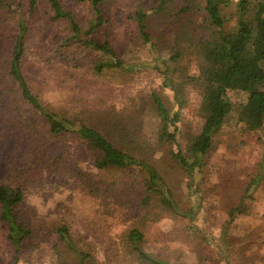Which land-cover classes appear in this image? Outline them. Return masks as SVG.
Returning a JSON list of instances; mask_svg holds the SVG:
<instances>
[{
  "label": "rangeland",
  "instance_id": "obj_1",
  "mask_svg": "<svg viewBox=\"0 0 264 264\" xmlns=\"http://www.w3.org/2000/svg\"><path fill=\"white\" fill-rule=\"evenodd\" d=\"M28 1L23 0L24 7L17 5V15H26ZM236 4L237 0H231L223 7L224 14L234 13ZM133 6L132 0H117L108 26L109 40L127 69L96 74L89 70V62L95 57L91 47L82 42H68L66 49L59 47L56 41L66 36L68 29L54 24L44 30L48 18L45 11L49 10L45 0L40 1L32 20L22 67L41 100L63 115L91 109L89 123L111 138L130 129L129 137L148 149V155L173 187L181 209H193L195 219L190 222L181 215L157 213L156 209L136 206L135 200L127 212L118 200L90 193L81 179L87 175L81 172L108 180L110 170L97 167L94 155L76 135L51 136L40 113L22 103L13 85H8L0 96V184L23 187L21 212L34 235L17 251L0 225V264H61L54 246L56 238L62 250L77 258L79 252L51 232L56 222L70 223L91 241L102 262L108 258L107 250L118 248L121 236L136 226L146 235L148 251L171 264H264V118L261 125L247 124L234 107L216 132L190 188V180L172 158L169 146L161 145L156 136L158 116L152 93H157L171 110L176 109L173 92L163 83L162 72L167 68L163 58L169 52L156 53L145 42L128 19ZM76 12L81 20L90 14L82 5ZM96 35L104 40V28ZM3 36L0 59L10 57L16 43L12 27L7 37ZM56 48L60 51L51 58ZM209 51L205 40L192 42L181 59L172 60L170 74L182 78L185 73H198ZM106 56L115 59L112 54ZM75 57L80 59L77 67L73 64ZM72 69L78 72L75 79L71 74L76 72L68 71ZM218 69L222 80L226 70L223 60L218 61ZM229 97L238 106L247 94L231 90ZM199 103V94L190 89L182 105L184 120L179 134L185 150L188 132H195L201 124ZM127 181L131 182L130 178Z\"/></svg>",
  "mask_w": 264,
  "mask_h": 264
},
{
  "label": "trees",
  "instance_id": "obj_2",
  "mask_svg": "<svg viewBox=\"0 0 264 264\" xmlns=\"http://www.w3.org/2000/svg\"><path fill=\"white\" fill-rule=\"evenodd\" d=\"M43 0H29L26 15H17L16 7H24L23 0H0V37L6 38L12 27L16 35L15 48L10 57L0 59V96L6 87L12 86L18 99L37 110L48 124L51 136L62 134L76 135L84 147L95 157L97 167L108 169L110 178H98L81 172L82 181L93 194H103L118 200L122 209L132 210L135 205L145 209H156L157 213L181 215L193 221V209L184 211L175 197L173 187L163 174L162 169L148 155V149L129 137L130 129L111 138L108 134L89 123L91 109L63 115L59 110L45 104L33 90L22 63L26 51V40L33 31V19L38 13L39 3ZM135 6L128 11L138 33L145 42L150 43L156 53L169 52L163 58L166 70L163 71L164 86L173 92L176 109H170L163 99L152 93L153 106L157 112V141L168 145L172 158L189 178V187L195 184L196 169L209 153L216 132L221 128L229 112L235 107L242 121L247 124L261 125L264 118V0H237L236 11L230 16L223 7L231 0H132ZM49 10L45 11L44 30L54 24L67 28L66 36H61L56 44L67 48L68 42H82L91 47L95 57L91 58L89 70L96 74H106L113 69L125 70V62L118 56L109 40L108 26L113 6L117 0H45ZM88 7L89 13L81 20L76 12L79 6ZM16 21V22H15ZM104 28L105 39H98L96 33ZM41 29V28H40ZM42 30V29H41ZM205 40L210 51L198 67V73H185L178 78L170 74L172 60L181 59L185 48L196 40ZM56 48L51 58L59 53ZM107 54L115 59L108 60ZM56 58V57H55ZM79 58L73 59L79 66ZM226 64L225 75L219 78L218 61ZM52 62V60L50 61ZM70 69V68H68ZM76 74H71L75 79ZM190 89L200 96L198 116L199 129L187 134V149L179 141L183 122L182 105L188 99ZM244 92L245 101L234 106L229 91ZM90 111V112H89ZM74 119L78 124L70 122ZM140 124V122H139ZM131 180L128 182L127 179ZM193 192V191H192ZM22 186L13 187L0 184V225L5 228L7 239L16 250L34 235V230L24 219L21 204L24 199ZM139 194L141 196H139ZM125 211V212H126ZM192 227V226H191ZM56 236L66 239L79 252L77 258L62 250L60 241L55 239V248L61 264H171L157 258L146 248L145 233L138 227L127 229L118 243L119 247L107 250V260L102 262L95 253L94 245L70 223L56 222L51 229ZM17 264V263H16Z\"/></svg>",
  "mask_w": 264,
  "mask_h": 264
}]
</instances>
